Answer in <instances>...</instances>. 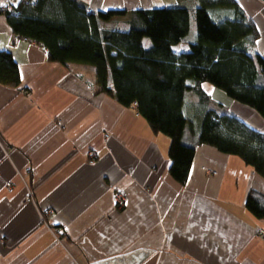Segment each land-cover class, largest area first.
Here are the masks:
<instances>
[{"label":"crops","instance_id":"0c3cea01","mask_svg":"<svg viewBox=\"0 0 264 264\" xmlns=\"http://www.w3.org/2000/svg\"><path fill=\"white\" fill-rule=\"evenodd\" d=\"M80 1L95 14L128 12L100 23L109 30L129 29L136 10L196 5ZM236 1L260 34L252 54L264 56V2ZM0 50L13 54L22 80L0 84V264H264V219L246 207L250 192L264 195V178L241 157L199 146L182 184L171 174V139L135 105L101 92L93 66L49 61L3 14ZM202 90L211 110L264 133L257 111L209 83Z\"/></svg>","mask_w":264,"mask_h":264},{"label":"trees","instance_id":"16d2710c","mask_svg":"<svg viewBox=\"0 0 264 264\" xmlns=\"http://www.w3.org/2000/svg\"><path fill=\"white\" fill-rule=\"evenodd\" d=\"M195 6L133 11L127 30L100 27L127 11L95 14L80 0L11 3L0 14L18 38L42 45L49 61L93 66L101 92L135 105L155 133L171 139V174L180 183L187 182L199 146L239 156L264 178V133L211 110L212 99L202 90L209 83L264 118V56L252 54L260 38L256 23L236 0H196ZM183 43L189 51L176 52ZM21 81L13 54L0 50V84L19 87ZM246 207L264 219L263 194L250 192Z\"/></svg>","mask_w":264,"mask_h":264},{"label":"built area","instance_id":"2783aa9c","mask_svg":"<svg viewBox=\"0 0 264 264\" xmlns=\"http://www.w3.org/2000/svg\"><path fill=\"white\" fill-rule=\"evenodd\" d=\"M29 0H3L0 1V8H3L5 5L7 4H11L13 3L14 5H19V4H23V3H26L28 2ZM18 38V37H17ZM91 157H93L94 159H96V154H92ZM27 171H30V168L27 169ZM211 172V171H210ZM118 203L123 206L124 205V201H125V197L121 194L118 195ZM30 201H34V196H33V193L30 191V198H29Z\"/></svg>","mask_w":264,"mask_h":264},{"label":"rangeland","instance_id":"374dc122","mask_svg":"<svg viewBox=\"0 0 264 264\" xmlns=\"http://www.w3.org/2000/svg\"><path fill=\"white\" fill-rule=\"evenodd\" d=\"M184 6H186V5H184ZM187 6L193 7L195 5H194V2L190 1V2L187 3ZM192 20H193L192 21V29H191V33L189 35V40L190 41L191 40L194 41L196 39V37H197V26H196L195 17H194L193 14H192ZM145 45H146V47L150 46V40L149 39H145ZM92 154L93 153H91L90 155H92Z\"/></svg>","mask_w":264,"mask_h":264}]
</instances>
